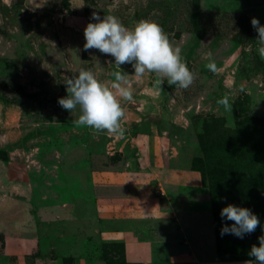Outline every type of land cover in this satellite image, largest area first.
Here are the masks:
<instances>
[{"label":"rangeland","instance_id":"rangeland-1","mask_svg":"<svg viewBox=\"0 0 264 264\" xmlns=\"http://www.w3.org/2000/svg\"><path fill=\"white\" fill-rule=\"evenodd\" d=\"M94 11L129 27L158 23L193 73L189 86L138 77L130 63L84 50ZM254 16L264 24V0H0V264L254 260L248 250L261 227L221 236L231 221L219 215L232 202L264 221V59ZM81 68L105 84L113 72L127 75L122 135L77 125L58 104L63 79ZM144 237L153 259L127 261L124 241Z\"/></svg>","mask_w":264,"mask_h":264},{"label":"clouds","instance_id":"clouds-1","mask_svg":"<svg viewBox=\"0 0 264 264\" xmlns=\"http://www.w3.org/2000/svg\"><path fill=\"white\" fill-rule=\"evenodd\" d=\"M91 19L85 25L83 32L84 50L98 49L109 54L112 61L120 67L130 63L133 73L142 76L146 71L154 72L161 77L162 84L166 78L169 85L186 88L192 82L193 73L181 59V49L173 47L162 27L153 20L140 19L131 27L125 25L117 16L101 15L92 12ZM251 24L258 33L256 50L264 59V24L257 17L251 18ZM206 67L215 72L216 64L212 51L203 53ZM114 80L105 84L99 80L90 69L81 68L78 74L63 79L66 95L57 98L58 104L68 110L73 122L96 130H107L123 134L120 120L124 116L121 99L131 100L132 90L128 87V78L124 72H113ZM218 103L226 109L231 108L227 98ZM222 221L220 235H235L243 238L256 230L259 225L262 234L258 236L259 243L252 244L248 255L254 260L246 264H264V221L249 207L232 202L224 204L219 211Z\"/></svg>","mask_w":264,"mask_h":264},{"label":"crops","instance_id":"crops-1","mask_svg":"<svg viewBox=\"0 0 264 264\" xmlns=\"http://www.w3.org/2000/svg\"><path fill=\"white\" fill-rule=\"evenodd\" d=\"M119 211L120 210H117L116 213H119ZM156 217L150 218L149 220L152 221V223H156ZM152 248L153 241L147 237L141 239H126L124 241L125 256L129 262L147 263V261L152 260Z\"/></svg>","mask_w":264,"mask_h":264},{"label":"built area","instance_id":"built-area-1","mask_svg":"<svg viewBox=\"0 0 264 264\" xmlns=\"http://www.w3.org/2000/svg\"><path fill=\"white\" fill-rule=\"evenodd\" d=\"M160 193H161V194H164V191H163V190H161V191H160Z\"/></svg>","mask_w":264,"mask_h":264}]
</instances>
